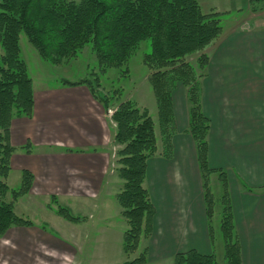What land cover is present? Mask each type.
I'll return each instance as SVG.
<instances>
[{
    "label": "crops",
    "instance_id": "1",
    "mask_svg": "<svg viewBox=\"0 0 264 264\" xmlns=\"http://www.w3.org/2000/svg\"><path fill=\"white\" fill-rule=\"evenodd\" d=\"M201 8L216 13L222 25L204 50L209 60L200 78L202 109L210 119L208 161L227 174L242 264H264V0H202ZM33 87L32 115L15 117L10 126L16 151L6 180L18 188L22 172L29 171L33 181L23 196L28 206L41 203L45 209L56 196L82 219L53 214L54 225L32 220L30 226L10 227L0 236V264L68 259L82 264L86 248L92 250L90 258L85 254L90 263L114 264L108 254L111 228L105 223L110 211L98 201L118 193H106L119 181L111 165L115 125L85 84L36 88L33 81ZM135 101L153 116L148 105ZM173 106L172 155H164L158 134L159 152L147 163L144 184L155 207L152 231L140 243L147 248V264H174L176 253L192 248L213 252L183 84L173 91ZM27 143L31 152L22 149ZM124 230L119 233L123 252Z\"/></svg>",
    "mask_w": 264,
    "mask_h": 264
},
{
    "label": "trees",
    "instance_id": "2",
    "mask_svg": "<svg viewBox=\"0 0 264 264\" xmlns=\"http://www.w3.org/2000/svg\"><path fill=\"white\" fill-rule=\"evenodd\" d=\"M216 15L204 13L199 0H0V236L12 226L34 223L14 210V201L30 190L32 174L23 171L18 188L10 187L6 181L16 151L10 141L12 120L31 116L34 107L33 79L21 56V35L25 34L40 56L53 64L76 57L91 44L102 73L111 67L122 69L140 43L150 39L151 52L145 55L144 62L150 69L157 124L146 107L133 100L116 101L119 93H98L89 78L63 81L68 85H87L106 111L117 102L111 118L115 122L114 141L121 147L117 151V171L123 183L116 198L127 223L124 252L135 255L141 239L152 231L155 207L144 185L147 162L159 152L158 134L164 155H172L171 139L176 130L173 91L183 84L187 90L189 132L195 141L203 179L210 238L213 241L215 200L209 180L217 172L222 185L223 264H242L227 174L209 164L210 119L201 103L200 78L209 60L204 50L222 31ZM195 53H200L196 66L186 58ZM31 147L27 143L22 149L31 152ZM8 194L11 200H7ZM51 201L56 204L57 197L52 196ZM54 211L68 221L82 219L60 204ZM120 264H147V248ZM174 264L221 263L214 252L202 253L192 248L176 253Z\"/></svg>",
    "mask_w": 264,
    "mask_h": 264
},
{
    "label": "rangeland",
    "instance_id": "3",
    "mask_svg": "<svg viewBox=\"0 0 264 264\" xmlns=\"http://www.w3.org/2000/svg\"><path fill=\"white\" fill-rule=\"evenodd\" d=\"M199 1L201 2L202 5V0ZM20 44H21V56L27 63L29 75L32 77L36 88L42 86L60 85L64 80L76 82L84 78H89L91 79V82L98 93L108 94V96L116 95L119 93L118 94L119 99L117 98L116 101L118 100L135 101V99L141 100L142 103H145L152 109V114L154 118L157 120V112L155 111L156 99H155V95H153L154 91L152 89V85L149 81L150 69L144 62L145 55L151 52L150 39L143 40L140 43L139 47L130 57L127 65L123 66L122 69L119 67H111L105 73L101 72V68L98 65L96 55L92 51L91 44L86 45L82 49V51L78 53L76 57L69 59L68 61L55 63V64L42 58L38 53V51L36 50V48L28 41L25 34L21 35ZM199 54L200 53H195L187 56L186 57L187 61L196 66L197 58ZM123 70H126V72H124ZM97 83H99V85H97ZM186 97H187V93H186ZM115 105H117V102L113 103V105H111L109 110L107 111V115L110 118L111 124L114 125L115 122L111 118V114H112L111 112L114 111ZM114 135L112 134L111 142H113ZM114 145H115L114 146L115 149L111 153L112 155L111 160L114 161L113 163H115V165L114 164L111 165H112V170L115 171V176L119 181H117V183H113V185L112 186L110 185V187H106V193L108 191L110 193L112 191L113 192L117 191L119 193V191L122 189L123 181L120 178L117 171V167H118L117 151L121 147L120 145L116 144L115 141H114ZM209 184H210V189L214 194V200H215L214 214L212 217V227H213L212 251L216 255L217 260L221 264H223L225 261L224 260L225 245L222 238V232L220 229V219H221V211H222V201H221L222 185H221V181L218 179V173L210 177ZM23 196L24 194L19 196L14 201V210H15L16 201L20 200L19 201L20 204H17V212H18L17 214L25 218L31 219L33 221L36 220L39 223L54 225V223L51 220V217H53V214H57L54 211L57 208V205L59 204L62 206L66 205V207H68L65 201H61V202L58 201L55 204L51 201V198H50V202L47 205H45V209L41 203H40L41 205L37 203L34 204L33 206H28L26 204V201L28 202V198L27 197L23 198ZM6 198L7 200H11L12 197L10 194H8ZM98 203L100 204V208L105 207V209H108L110 211L108 220H106L105 223H107L111 228V230L108 231V235H110V238H107L110 245L108 248V254L110 258L112 257L111 261H114V264H120L125 261H130L132 257H134L136 254H138L142 249L146 247L141 248L140 246L138 251L135 253V255L127 256L128 258H126L124 252L121 249L122 247L120 242L121 237L119 236V233L122 231V229H125L127 223L125 219L122 217V215H118L116 212L117 209L120 210L119 211L120 213L122 212L123 209L121 205L119 204L115 195L102 196L98 201ZM103 204H105V206H103ZM39 206L40 208H38ZM69 209L71 213L74 215L75 210H73L72 208ZM97 219L99 218L96 217L95 220ZM100 224H103V222H101ZM85 254L86 256L87 254L89 256L92 255V250L86 248ZM85 254H82L80 256L81 262L83 261L82 264H92L89 262V260H87V258L90 257L87 256L86 258ZM95 261H98V259H95ZM71 263L72 261L68 259L64 264H71Z\"/></svg>",
    "mask_w": 264,
    "mask_h": 264
},
{
    "label": "built area",
    "instance_id": "4",
    "mask_svg": "<svg viewBox=\"0 0 264 264\" xmlns=\"http://www.w3.org/2000/svg\"><path fill=\"white\" fill-rule=\"evenodd\" d=\"M112 113V112H111Z\"/></svg>",
    "mask_w": 264,
    "mask_h": 264
}]
</instances>
